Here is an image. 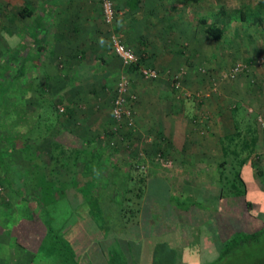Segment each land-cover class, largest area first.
Wrapping results in <instances>:
<instances>
[{"label":"crops","instance_id":"1","mask_svg":"<svg viewBox=\"0 0 264 264\" xmlns=\"http://www.w3.org/2000/svg\"><path fill=\"white\" fill-rule=\"evenodd\" d=\"M100 1L0 0V63L17 66V74L10 76L11 80H17V87L7 93L8 97L16 96L18 103L17 124L13 122L11 127L17 130L23 142L25 135L32 130L36 138L29 141V145L40 153L42 151L37 145H47L49 152L53 141L66 147L93 145L95 134L102 137L112 121L111 100L109 107H105L102 102L105 94L103 87L114 81L124 69L130 71L132 90L137 95L135 104H132L135 112L132 129L136 139L134 144L141 141L148 144L147 140L150 143L152 139H162L170 160L210 159L212 148L216 145L220 148L222 135L219 133L217 142L216 138H208L210 132H204L199 139L197 117L200 116L198 120L204 122L214 118L211 119V125H205V131L215 130L213 121L218 125V130H223L226 125L222 124L221 110L218 111V107L203 108L202 97H196L195 93L193 96L184 95L186 86L192 88L201 84L192 75L182 77L181 88L177 86L180 89H173L169 84L170 71L178 70L187 64L186 58L193 57L185 56L183 47L186 45L183 44H191L190 49L193 51L202 47L197 45L200 29L195 26L194 29H181L185 28V19H197L200 22L206 19L199 6L202 0H113L116 14L109 28L123 29L122 36L136 51L141 52L139 57L160 71L154 80L144 79L139 73L123 67L120 57L112 51L107 41L108 29L105 28ZM233 1L240 2L234 7H242L239 14L236 9H232L236 14L231 17L244 18L247 15L246 7L253 4L256 9L258 0ZM166 2H170L169 6ZM189 7L195 9L193 14H186ZM169 18L176 22H168ZM71 99L85 102L84 111L71 108ZM188 99L192 100V104H187ZM30 113L34 114L33 119ZM2 121L0 118V128ZM140 136L141 141L138 140ZM203 136L205 143L202 142ZM106 147L99 148L110 161L114 153ZM46 156H42L43 160L48 159V154ZM6 164L4 160L0 162L2 177ZM7 188L16 197L12 189ZM17 198L20 205H28L31 201H25L26 197ZM53 207L57 219H64L66 228H73L75 220L79 221L77 218L73 220L79 216L75 212L72 217H67L69 210L73 211L67 202L56 203ZM79 218L88 219L89 216L85 214ZM21 219L29 225L35 221L34 218ZM31 225L34 231L38 230L34 224Z\"/></svg>","mask_w":264,"mask_h":264},{"label":"trees","instance_id":"2","mask_svg":"<svg viewBox=\"0 0 264 264\" xmlns=\"http://www.w3.org/2000/svg\"><path fill=\"white\" fill-rule=\"evenodd\" d=\"M256 4L258 20L261 19L259 11H264V0H258ZM220 14L222 24L202 19L205 33L214 39L222 36L226 24L224 8L220 9ZM137 66L138 62L128 68ZM10 69L12 67L6 63H0V112L13 106L17 117L18 103L14 104L17 98L7 95L11 88L17 87V80L10 77L16 75L17 70L10 73ZM234 110H238V105L235 104L231 112ZM239 121L235 118V130L220 137L222 159L216 163L217 175L202 181L195 196L173 192V186L165 176L132 172L134 168L140 169V165H136L137 159L134 158L139 151L134 148L136 139L131 128L119 129L123 134L122 148L130 151L129 159L126 157L129 167L125 173L111 164L95 143L94 146L78 144L66 147L53 141L48 159L43 160L40 152L29 145L36 138L32 130L25 135L24 142L16 129H9L6 134L0 132V162L9 147L24 152L21 160L16 158L7 162L3 179L16 197L24 198L28 193L35 197L31 201L38 206V212L29 207L23 211L29 210L31 218L37 222L31 221L29 225L20 219L24 222L26 235L29 233L30 239L34 240L32 244L26 243L27 238L23 241L35 249V264H38L36 261L41 264H145L146 260H142L143 242L151 236L157 237L151 242L148 264H213L236 247L259 240L264 234V211L256 213L261 224L247 229L242 227L237 217L223 213L224 209L219 208L221 199L228 197L243 199L251 214L256 204L250 197L243 166L250 160L254 172L262 176L263 171L253 166L258 136L255 126L253 129L240 127ZM13 122L16 124L17 120L13 119ZM161 140L143 143L150 158L153 154H159L161 159L158 160L169 158L167 147ZM262 199L258 198L257 203ZM60 202H67L73 210H69L68 218L74 212L79 216L86 214L89 218L74 217L73 220L77 218L79 221L75 220L73 228H66L64 219H57L53 212V205ZM8 209L7 205L0 203V214H9ZM31 224L37 229L41 226V233L33 231ZM14 233L16 244L23 247L19 231ZM171 233L178 234V242L173 234L175 241L169 239ZM207 242L212 248L205 256L210 254L213 257L202 261L201 249Z\"/></svg>","mask_w":264,"mask_h":264},{"label":"rangeland","instance_id":"3","mask_svg":"<svg viewBox=\"0 0 264 264\" xmlns=\"http://www.w3.org/2000/svg\"><path fill=\"white\" fill-rule=\"evenodd\" d=\"M239 3V1L233 0H202L201 2H199V6H201L203 10L202 15L206 16V20L208 22L215 21L216 23L222 24L220 20V17L222 16L220 14V9H225L226 24H224L225 27L223 34L218 39L211 38L207 33H205L202 27V21L200 22L197 19L189 18L185 19V28L181 27V29H194V26L198 30L200 29V34L198 31V36H200V38L197 45H201L202 47L200 50L195 49L193 51L192 49H190L191 44L189 46L188 42L184 43L183 45H186V47H183L185 56L189 55L190 57H193L192 59L186 58L185 61L187 62V64L183 65V62V64H181L183 66H180L178 70H171V76L168 77L171 78L169 79V84L173 87V89H180L183 82L182 80L184 79H182V77L192 75L193 77H195V79L201 81V84L200 86L192 88L186 86L183 89V91L185 92L184 95L193 96V93H195L196 97H202L203 108L206 107L205 109H208L209 107V109H211L212 107H218V111L221 110V118L223 119L222 124L226 125V129L223 127V130H218V125L215 124V121H213L215 130L211 129L210 131H205V125H211V119L213 117L210 119L207 118V122H204V120L202 119L198 120L200 119L199 116L197 117L198 119L196 125V131L199 132V139L201 135H204V132L208 134L210 132L209 137H206L210 139L216 138L215 142H217L219 133H221V136L223 135V132L229 133L235 130V118H239L241 120L239 121L240 127L250 126L252 127V129L254 126L256 127L258 138L255 150L256 156L254 157L255 160L253 166L263 171L262 176H257V174L254 172V169H252L250 165V160H247V162L243 166V175L245 176L248 190L251 194L250 197L253 198V201L256 203L254 205V208H252L253 214H251V210L249 211L246 208L243 199H239L238 197L223 198L219 203V208L224 209L223 213H229V215L237 217L242 227L247 229H249L250 227L251 229H254L261 224V221L256 213L264 211V11H259L261 19L257 20V11H252V9L255 8L252 6L253 4H251V6L248 5V7H246V17H231L236 14L235 11H232V9H236L238 11L237 14H239V9L242 6H233L234 4L238 5ZM166 4L169 6L170 2H166ZM194 10L195 9L193 7H189L186 10V14H193ZM170 18L168 22H176V20L173 22V20H171ZM104 23L105 28L108 29V44L112 51H114L110 41V33L114 31L123 34V29H110V23L106 22L105 19ZM171 23L169 24L171 25ZM123 39L130 47H132V49L138 56V66L132 69V71L139 73L140 76H142L144 79H149L141 75L139 67L140 65H152L146 64L142 59H140L139 55H141V52L139 50L136 51L133 46L127 42L125 37H123ZM196 52L197 54H194ZM180 57L182 58L181 55ZM233 67H237L239 68V70L230 75V70ZM16 70L17 67L13 66L12 69H10V73H15ZM157 71V76H159L160 71L158 69ZM156 77H151V80H154V78ZM121 79L127 80L128 94L130 96L129 101L131 100L133 102L132 104H135V101L137 100V95L132 90V77L130 71L121 69L119 75H117V78H115L114 81L110 83H106V86L103 87L105 94L102 102L105 107H109V100H111L110 111L115 94V87L118 81H120ZM177 86H179L180 88ZM190 101L192 100H187L188 105L192 104V102ZM16 103L17 102L15 101L14 104ZM84 103L85 102L80 100L71 99L70 107L74 108V110L79 109L78 111L82 112L84 111L86 106L85 104V106L83 107ZM235 104L238 105V110L233 111V115H236V117H233V112H231V109H233ZM131 106L133 108V105ZM225 112H229V114L226 115ZM134 113L135 112L133 111L132 123H129L128 120H122V123L118 124L117 120H115L114 117L111 116V124L107 130H104L103 136L99 137L98 134H95V146H97L96 148L102 146V148L104 149L105 145H107L106 149L109 147L111 153H114V155H112L113 157H110V163L115 165L117 169L123 173L125 172L122 170L128 171V161H126L125 159H129L130 151L122 148V144H124L123 134L119 131V129H134ZM30 115L33 119L34 114L30 113ZM254 116H256V118ZM0 118L3 119L0 132L3 133H7L9 129H13L11 127L13 119L18 120L13 112V106L9 107L8 111H1ZM202 139V142L205 143V136H203ZM138 140L141 141V136L138 137ZM147 141L149 142V140ZM37 147L42 151L40 154L44 158H46V155L48 154L47 145L39 144L37 145ZM135 147L138 148V150L136 151L139 152L137 153V157L134 158L137 159L136 165H140V169L134 168L132 172L136 175H138V173H143L147 176H165L170 180L173 186V192L180 193L183 196H195L200 188L202 181H208L209 179H212L213 176H216V163L222 157L220 154L219 145H216L214 148H212L213 152L210 159L203 161H179L178 159H166L167 161H157L154 154L151 155L152 159L148 156L142 141L134 144V148ZM46 148L47 152L45 151ZM151 152L152 151H150V153ZM23 154L24 152L16 151L13 148L9 147L8 151L4 155V161L13 162L14 160H16V158H19V160H21ZM196 158H199V156H197ZM260 197H262L263 199L261 200V202L257 203L258 198ZM26 199L32 200L35 199V197L29 196L28 194L26 196ZM0 203H4L5 205H7V207L9 208L8 211H10L7 215L0 214V264H29L30 261H33V264H35L36 258H33V250L35 249L31 248L30 244L26 245L23 241H26L27 238L28 241H26V243L30 242L32 244V241L34 240L33 238L30 239L32 236H30L29 233L28 235H26V230L23 226L24 222H21L20 219L31 218V213L29 210L23 211L25 207H29V209H32L33 212H38V206L35 205L36 203L34 201H29L28 205H20L19 199L17 197H14L13 193L7 188V184L2 177L1 170ZM36 216L38 215L36 214ZM223 216L225 215L223 214ZM237 225H239V223ZM6 227H8V230ZM2 229H4V232L2 231ZM7 231L9 232L7 233ZM16 231H19L20 240H22L20 242L22 243L23 247L16 244L15 242L14 232ZM35 232H38L40 234V228ZM111 234L112 233H110V235ZM172 234L174 235V233H171V236ZM176 234L177 233H175L174 236L177 239L176 242H178V234L177 236ZM119 235H123V233ZM174 236L169 239L173 240ZM155 237L157 236H151L147 238L148 240L145 238L146 240L143 242L142 260H146L145 264H148L147 260L150 259L152 251V249H150L152 244L151 242ZM174 241L175 240H173V242ZM209 245V242H207V244H203L200 260L203 261L204 259H211L213 257L210 256V254H208V256H205V254H207V252L212 248V246ZM90 255H93V253L91 252ZM36 263L41 264L38 261H36ZM213 264H264V234L259 240L255 242L245 243L241 247H236L235 249H233V251L229 252L225 258Z\"/></svg>","mask_w":264,"mask_h":264},{"label":"built area","instance_id":"4","mask_svg":"<svg viewBox=\"0 0 264 264\" xmlns=\"http://www.w3.org/2000/svg\"><path fill=\"white\" fill-rule=\"evenodd\" d=\"M101 8L103 16L106 22H113L116 14V9L113 0H101ZM110 41L114 52L120 57L123 66L129 67L131 64L138 62V56L135 51L130 47L123 39L121 33L112 31L110 33ZM141 75L146 78L156 77L158 71L156 68L147 65H140L139 67ZM239 68L233 67L230 70V75L237 72ZM128 83L126 79L118 81L115 87V94L112 101L111 113L118 124L122 123V120H128L129 123L133 121V108L132 101H129ZM155 159H161L159 154L155 156ZM167 161V160H164Z\"/></svg>","mask_w":264,"mask_h":264}]
</instances>
